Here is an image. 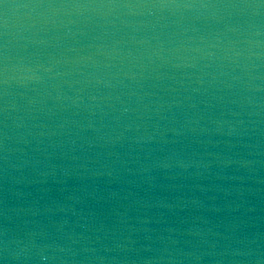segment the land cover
<instances>
[{"label": "water", "instance_id": "obj_1", "mask_svg": "<svg viewBox=\"0 0 264 264\" xmlns=\"http://www.w3.org/2000/svg\"><path fill=\"white\" fill-rule=\"evenodd\" d=\"M0 14V207L40 209L18 231L28 219L64 239L52 225L67 218L75 247L100 236L105 256L125 255L103 250L101 223L125 227L113 209L130 227H179L185 250L205 247L183 235L191 223L241 216L264 233L261 0H4Z\"/></svg>", "mask_w": 264, "mask_h": 264}, {"label": "clouds", "instance_id": "obj_2", "mask_svg": "<svg viewBox=\"0 0 264 264\" xmlns=\"http://www.w3.org/2000/svg\"><path fill=\"white\" fill-rule=\"evenodd\" d=\"M184 7H194L195 5H183ZM208 7V5H200ZM247 7H258V5H246ZM4 67L0 69L2 82L7 85L8 68L7 56L4 57ZM150 139V137H149ZM2 159L5 161V167L0 169L4 172L7 179V152L5 151ZM7 192V189H5ZM115 189L109 190L105 199L111 200L118 196ZM88 195H95L94 192ZM132 196L137 203H143L142 198H137L134 193L129 192L124 199ZM69 199L80 201L79 196L69 195ZM101 197H98L100 199ZM55 210L65 211V205L53 201ZM52 205H45L46 212L54 211ZM167 207L169 212L179 215L173 211V205H162ZM239 205L232 207L227 205L219 207L213 205V211L221 213L224 211L236 212ZM250 210V209H249ZM40 209L34 201H27V207L17 208L9 207L5 201L3 207H0V264H264V233L252 232L246 230V222L241 216H231V218H221L216 224L201 227L199 224L191 223L182 230L183 235L196 238L205 247L203 248H176L179 241L172 235L181 233V229L176 226L164 224L157 232L155 229L147 226L146 219H140V227H130L126 225L127 213L119 212L113 209V213L119 218L121 224L125 227L119 231L113 227L106 228L101 223L100 230L105 237H109L112 246H103L105 252H122L124 256H105L99 255L98 249L91 246L99 242L101 237L97 236L96 241L88 240L86 245L77 249L75 245L78 239L71 232H64V226L69 223L67 218L61 222H53L52 227L55 231L62 233L64 239L52 238L48 225H42L37 221L25 219L23 221L25 229L23 233L17 230L15 217L20 212L31 213L36 216ZM163 215V214H161ZM139 219V218H138ZM194 219H202L196 217ZM185 221L181 218V223ZM205 225L207 220L202 221ZM34 225L28 227V225ZM84 227V225H81ZM127 232L128 235L124 233ZM132 233H136L134 238ZM143 233V235H139ZM155 233V235H154ZM211 237V238H210ZM81 239H86L81 237ZM188 243V241H185ZM155 245V246H154ZM173 246V247H170ZM152 252L155 255L141 256L138 253ZM128 252L137 253L136 256L129 257ZM81 253H88L81 257Z\"/></svg>", "mask_w": 264, "mask_h": 264}, {"label": "snow or ice", "instance_id": "obj_3", "mask_svg": "<svg viewBox=\"0 0 264 264\" xmlns=\"http://www.w3.org/2000/svg\"><path fill=\"white\" fill-rule=\"evenodd\" d=\"M3 3H4V0H0V4H3ZM261 3H264V0H261ZM2 23H3V21H2V14H0V24H2Z\"/></svg>", "mask_w": 264, "mask_h": 264}]
</instances>
